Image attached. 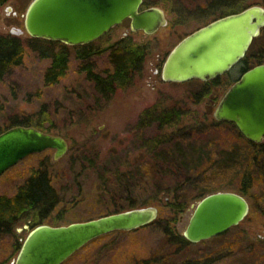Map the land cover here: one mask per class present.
<instances>
[{
    "label": "rangeland",
    "instance_id": "obj_1",
    "mask_svg": "<svg viewBox=\"0 0 264 264\" xmlns=\"http://www.w3.org/2000/svg\"><path fill=\"white\" fill-rule=\"evenodd\" d=\"M31 1L7 0L0 6V33L18 36L26 47L23 62L11 68L0 80L3 105L0 122L9 117H34L43 106L50 119L44 124L50 128L43 131L62 137L68 149L57 159L52 157L54 150L25 157L0 176V194H13L26 179L28 171L38 167L41 159L46 158L51 164L52 184L60 198L62 218L58 224L119 211V207L126 205L127 196L135 202L132 207L149 206V203L142 205V202L151 195L153 183L159 182L160 176L152 168L154 155L141 146V140L151 138L157 129L154 124L137 129L136 123L139 114L151 104L158 102L163 107L187 104L199 91L200 84L194 81H162L160 70L173 46L203 24L194 19L174 24L173 15L158 6L164 11L167 24L155 33L131 32L126 19L93 41L94 48H103L124 35H130L135 42L148 46L141 72L129 85L114 90L105 98L97 93L94 82L82 70L81 65H86V60L77 58L74 50L70 53L65 77L51 86L44 83L43 73L49 59L40 58L27 46L30 36L24 29V15ZM254 3L264 7V0H244L241 6L244 8ZM262 42L264 33L253 40L248 51H255ZM89 62L98 73L108 69L107 53L92 56ZM231 75V78L230 75L227 77L235 78L238 71ZM215 93L217 98L213 101ZM222 94L219 89L196 98L199 102L192 106L193 115L212 116ZM209 137L221 143H236L232 135L222 129ZM127 170L132 171L129 179L124 178ZM114 172L122 179L116 180ZM245 198L249 203L252 199L254 201L251 212L238 225L207 240L190 243L177 253L173 252L175 249L160 228L149 226L132 232L105 234L87 243L62 264H132L152 256L160 257L162 263L167 264H178L186 259L201 262L209 256L214 259L209 258L207 264H264V181L252 190L251 200ZM191 213L192 207L189 206L178 216L175 228L179 234L183 233ZM30 229L28 221L21 223L16 227V237L23 240ZM11 241L10 237L0 239V258L6 260L5 264H13L15 258Z\"/></svg>",
    "mask_w": 264,
    "mask_h": 264
},
{
    "label": "trees",
    "instance_id": "obj_2",
    "mask_svg": "<svg viewBox=\"0 0 264 264\" xmlns=\"http://www.w3.org/2000/svg\"><path fill=\"white\" fill-rule=\"evenodd\" d=\"M6 1L0 0V6ZM243 1L238 0L236 3L232 0H143L142 7H163L175 18L174 24H182L191 19L204 24L226 13L240 10ZM27 46L40 58L49 59L43 73V81L50 86L65 77L70 53L74 50L77 58L86 60V65L82 64L81 68L86 72L87 78L94 82L97 93L105 98L114 90L129 85L134 76L143 69L148 55V46L135 42L130 35H124L103 48H94L93 42L66 45L59 41L33 37H29ZM102 53H107L108 69L98 73L92 69L89 59ZM25 54L26 47L18 36L0 33V80L11 68L23 62ZM191 81L199 83L200 89L191 97L193 100L191 99L190 103L163 107L161 103L155 102L139 114L136 123L137 129L151 124L157 129L151 138L141 140V146L154 155L152 168L160 176L159 182L153 183L151 195L142 205L149 203L156 206L158 214L151 223L127 232L149 226L158 227L175 249V253L191 243L175 228L178 216L190 205L219 190H235L251 200L252 190L259 182L264 181V140L258 144L249 142L232 123L217 121L213 115H193L192 106L195 107L199 102L196 98L207 96L219 89L224 92V87L234 80L221 75L206 82ZM215 98L216 93L213 94L212 100L216 101ZM42 107L34 117H9L0 122V133L17 124L34 126L42 131L49 129L50 127L44 124L50 119ZM2 110L0 101V114ZM221 129L229 132L236 143H221L214 137H209L214 131ZM81 160L83 162L82 158ZM50 168L49 160L42 158L38 167L28 171L26 179L13 194H0V239L11 238L12 253L15 256L22 242L16 237L17 226L27 221L31 228L39 224L59 225L62 218V209H59L60 198L52 184ZM130 172L132 171L127 170L124 173L125 179L131 178ZM116 174L117 172H114L116 180L122 179V176L118 177ZM253 201L252 199L249 203V213ZM133 205L134 200L127 196L126 205L118 210ZM209 258L211 261L214 259L212 256L201 262L186 259L178 264H207ZM162 261L160 257L152 256L133 261L132 264H167ZM5 262L6 260L0 258V264Z\"/></svg>",
    "mask_w": 264,
    "mask_h": 264
},
{
    "label": "water",
    "instance_id": "obj_3",
    "mask_svg": "<svg viewBox=\"0 0 264 264\" xmlns=\"http://www.w3.org/2000/svg\"><path fill=\"white\" fill-rule=\"evenodd\" d=\"M143 0H32L24 29L33 38L66 45L93 42L124 20L131 32L153 34L167 24L163 9L142 7ZM264 27V8L250 5L211 19L181 38L167 54L160 76L164 82L210 81L241 61ZM217 121L232 123L249 142L264 140V62L233 81L214 110ZM67 142L34 126L15 125L0 133V176L25 157L54 150L64 155ZM184 238L197 243L238 225L249 213V201L231 190H219L190 205ZM154 205L132 207L67 224H39L21 242L13 264H62L91 240L115 231H131L157 217Z\"/></svg>",
    "mask_w": 264,
    "mask_h": 264
},
{
    "label": "flooded vegetation",
    "instance_id": "obj_4",
    "mask_svg": "<svg viewBox=\"0 0 264 264\" xmlns=\"http://www.w3.org/2000/svg\"><path fill=\"white\" fill-rule=\"evenodd\" d=\"M233 2H238V0H232ZM252 5H258V6H261V7H263L261 4L259 5V3H254V4H252ZM264 8V7H263ZM129 21V20H128ZM262 33H264V27H262L261 29H260V32H259V34H258V36H256L255 38H257V37H259ZM254 38V39H255ZM253 39V40H254ZM253 40H252V42H253ZM251 42V43H252ZM251 45V44H250ZM250 48V47H249ZM249 48H248V50H249ZM247 50V52H246V54H245V56H244V58L241 60V61H239L233 68H231L227 73H225L224 75H226V76H229L230 78L232 77V75H231V73L232 72H237L238 71V75L235 77V78H233V79H231V80H236L239 76H240V74L243 72V71H245L246 69H248V68H250V67H252V66H254V65H256V64H259V63H263L264 62V42H262L261 43V45H259V47L255 50V51H253V52H249ZM229 78V79H230ZM231 84V83H230ZM229 84V85H230ZM228 86H226L225 87V89L227 88Z\"/></svg>",
    "mask_w": 264,
    "mask_h": 264
}]
</instances>
